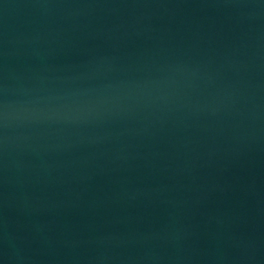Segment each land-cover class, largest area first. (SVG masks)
Listing matches in <instances>:
<instances>
[{
    "label": "water",
    "instance_id": "1",
    "mask_svg": "<svg viewBox=\"0 0 264 264\" xmlns=\"http://www.w3.org/2000/svg\"><path fill=\"white\" fill-rule=\"evenodd\" d=\"M0 264H264V0H0Z\"/></svg>",
    "mask_w": 264,
    "mask_h": 264
}]
</instances>
